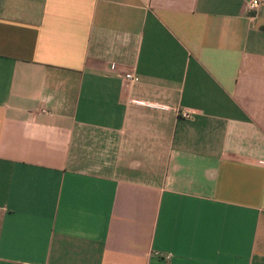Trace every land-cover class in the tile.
Returning a JSON list of instances; mask_svg holds the SVG:
<instances>
[{"label": "crops", "instance_id": "obj_1", "mask_svg": "<svg viewBox=\"0 0 264 264\" xmlns=\"http://www.w3.org/2000/svg\"><path fill=\"white\" fill-rule=\"evenodd\" d=\"M250 1L0 0V264H264Z\"/></svg>", "mask_w": 264, "mask_h": 264}, {"label": "built area", "instance_id": "obj_2", "mask_svg": "<svg viewBox=\"0 0 264 264\" xmlns=\"http://www.w3.org/2000/svg\"><path fill=\"white\" fill-rule=\"evenodd\" d=\"M260 7V0H251L248 4H247V10L249 12V14L251 12L257 11ZM112 70H116V66H112ZM125 80H127L130 83H138L139 82V78L134 76L132 73H127L125 74ZM193 113L192 112H188V111H183L181 112V116L184 119H191L192 118Z\"/></svg>", "mask_w": 264, "mask_h": 264}]
</instances>
